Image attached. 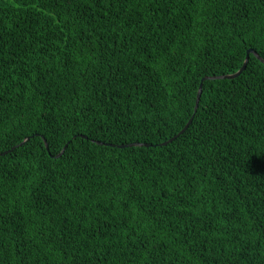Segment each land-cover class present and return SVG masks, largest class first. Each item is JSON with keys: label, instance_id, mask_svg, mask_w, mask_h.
Instances as JSON below:
<instances>
[{"label": "trees", "instance_id": "16d2710c", "mask_svg": "<svg viewBox=\"0 0 264 264\" xmlns=\"http://www.w3.org/2000/svg\"><path fill=\"white\" fill-rule=\"evenodd\" d=\"M248 50L264 0H0V264H264Z\"/></svg>", "mask_w": 264, "mask_h": 264}, {"label": "water", "instance_id": "95a60500", "mask_svg": "<svg viewBox=\"0 0 264 264\" xmlns=\"http://www.w3.org/2000/svg\"><path fill=\"white\" fill-rule=\"evenodd\" d=\"M253 55L258 61H260L262 64H264V61L253 51V50H248L247 51V55H246V58L241 66V68L234 74H231V75H225V76H221V77H205L202 79V81H208V80H230V79H234L236 77H238L246 68L247 66V63H248V58H249V55ZM200 95H201V84L199 85V88H198V93H197V99H196V103H195V108H194V113L196 112L197 108H198V103H199V98H200ZM192 118L193 116L190 118L188 124L185 126L184 129H182V131H180V133L178 135H176L175 137H173L172 139L168 140L167 142L161 144L162 146H165L167 143H170L172 142L176 137H178L179 135H181L182 133H184V131L187 129L188 125L191 123L192 121ZM28 139H25L21 144H19L17 147L19 146H22ZM44 145H45V148L48 149V146L46 144V142H44ZM67 145H65V147L62 149V151L57 155L55 156L54 158L57 159L59 157H61V155L63 154L65 148H66ZM126 146H142L141 144H131V145H124V146H119V148H124ZM146 147H148V145H144Z\"/></svg>", "mask_w": 264, "mask_h": 264}]
</instances>
